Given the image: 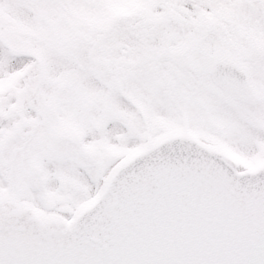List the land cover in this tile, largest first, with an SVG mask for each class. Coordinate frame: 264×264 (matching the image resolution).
Listing matches in <instances>:
<instances>
[{
	"label": "snow or ice",
	"instance_id": "snow-or-ice-1",
	"mask_svg": "<svg viewBox=\"0 0 264 264\" xmlns=\"http://www.w3.org/2000/svg\"><path fill=\"white\" fill-rule=\"evenodd\" d=\"M0 264H264V0H0Z\"/></svg>",
	"mask_w": 264,
	"mask_h": 264
}]
</instances>
